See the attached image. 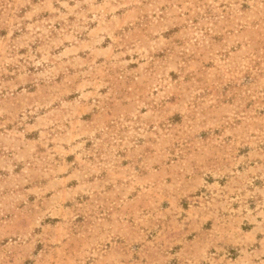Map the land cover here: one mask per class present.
<instances>
[{
    "label": "rangeland",
    "instance_id": "rangeland-1",
    "mask_svg": "<svg viewBox=\"0 0 264 264\" xmlns=\"http://www.w3.org/2000/svg\"><path fill=\"white\" fill-rule=\"evenodd\" d=\"M0 264H264V0H0Z\"/></svg>",
    "mask_w": 264,
    "mask_h": 264
}]
</instances>
